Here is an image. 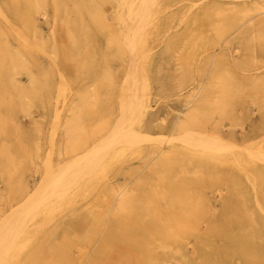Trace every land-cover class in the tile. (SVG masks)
<instances>
[{
    "label": "rangeland",
    "instance_id": "1",
    "mask_svg": "<svg viewBox=\"0 0 264 264\" xmlns=\"http://www.w3.org/2000/svg\"><path fill=\"white\" fill-rule=\"evenodd\" d=\"M255 166L264 0H0V264H264Z\"/></svg>",
    "mask_w": 264,
    "mask_h": 264
},
{
    "label": "bare ground",
    "instance_id": "2",
    "mask_svg": "<svg viewBox=\"0 0 264 264\" xmlns=\"http://www.w3.org/2000/svg\"><path fill=\"white\" fill-rule=\"evenodd\" d=\"M142 108L145 111L146 107L143 106ZM253 171L255 172V177H254L255 182L260 187H264V177H263L264 175H262L263 172L261 168L255 166ZM209 223L211 228L212 227L217 228L218 226L223 225V226H228L230 229L233 227L237 229L255 228L256 231H258V233L264 230V222L259 221L256 215L242 211L241 206L234 204V200L232 198L228 200L227 206L224 209L222 216L218 219L209 220ZM234 236L239 238L238 235L233 234L232 237ZM255 244H257L256 246L257 252H259L261 256H264V245L262 243H255L252 241L247 243L246 241V244L243 245L238 244L239 247L244 248L243 250L237 251V254L240 255L239 257L243 259L242 261L245 260L247 262L248 260H250V258L252 257L251 253H254L253 252L254 248L252 246H254Z\"/></svg>",
    "mask_w": 264,
    "mask_h": 264
}]
</instances>
